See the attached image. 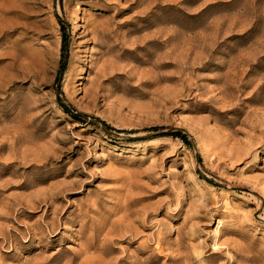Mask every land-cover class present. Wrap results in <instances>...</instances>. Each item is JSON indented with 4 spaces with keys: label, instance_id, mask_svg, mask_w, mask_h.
<instances>
[{
    "label": "rangeland",
    "instance_id": "rangeland-1",
    "mask_svg": "<svg viewBox=\"0 0 264 264\" xmlns=\"http://www.w3.org/2000/svg\"><path fill=\"white\" fill-rule=\"evenodd\" d=\"M1 6L0 264H264V0Z\"/></svg>",
    "mask_w": 264,
    "mask_h": 264
},
{
    "label": "trees",
    "instance_id": "trees-1",
    "mask_svg": "<svg viewBox=\"0 0 264 264\" xmlns=\"http://www.w3.org/2000/svg\"><path fill=\"white\" fill-rule=\"evenodd\" d=\"M63 42H64V35H63ZM63 47V45H62ZM60 106L62 109L68 113H70L73 117L77 119H85V114L83 112L75 110L72 106L63 103L62 101L59 100ZM95 120H98L105 128L107 129H115L111 125H109L107 122H105L102 119H99L97 116L94 117ZM166 133L172 134L174 136L180 137L182 140L186 141L187 136L185 133L181 132L180 130H175V131H167Z\"/></svg>",
    "mask_w": 264,
    "mask_h": 264
},
{
    "label": "bare ground",
    "instance_id": "bare-ground-1",
    "mask_svg": "<svg viewBox=\"0 0 264 264\" xmlns=\"http://www.w3.org/2000/svg\"><path fill=\"white\" fill-rule=\"evenodd\" d=\"M6 13H15V11L14 10H7L5 7H3V6H1L0 7V15H3V14H6ZM1 30V29H0ZM252 249V248H251ZM260 252V251H259ZM245 258V260H252V261H258L260 258H262L260 255H258V254H250L249 256H248V254H247V256H245L244 257Z\"/></svg>",
    "mask_w": 264,
    "mask_h": 264
}]
</instances>
